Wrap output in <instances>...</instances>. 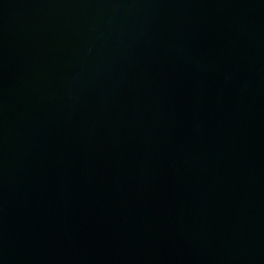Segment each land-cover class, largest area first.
<instances>
[{
	"label": "water",
	"instance_id": "water-1",
	"mask_svg": "<svg viewBox=\"0 0 264 264\" xmlns=\"http://www.w3.org/2000/svg\"><path fill=\"white\" fill-rule=\"evenodd\" d=\"M0 264H264V0H0Z\"/></svg>",
	"mask_w": 264,
	"mask_h": 264
}]
</instances>
